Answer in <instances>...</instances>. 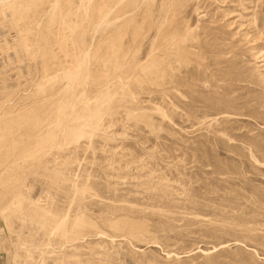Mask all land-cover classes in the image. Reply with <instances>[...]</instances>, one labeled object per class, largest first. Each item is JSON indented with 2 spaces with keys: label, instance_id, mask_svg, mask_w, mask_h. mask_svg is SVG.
Listing matches in <instances>:
<instances>
[{
  "label": "rangeland",
  "instance_id": "rangeland-1",
  "mask_svg": "<svg viewBox=\"0 0 264 264\" xmlns=\"http://www.w3.org/2000/svg\"><path fill=\"white\" fill-rule=\"evenodd\" d=\"M169 2L0 0V264H264V0Z\"/></svg>",
  "mask_w": 264,
  "mask_h": 264
},
{
  "label": "bare ground",
  "instance_id": "bare-ground-1",
  "mask_svg": "<svg viewBox=\"0 0 264 264\" xmlns=\"http://www.w3.org/2000/svg\"><path fill=\"white\" fill-rule=\"evenodd\" d=\"M123 1V0H122ZM157 0H141V1H139V0H131V2L133 3V5L135 6V8H138V7H140V4L141 3H145V4H148L149 6L150 5H153V4H155V2H156ZM170 2H169V0H161V5H162V8H164L163 9V11L161 12V14H162V20L164 19V15H165V12L168 10V4H169ZM132 16V15H131ZM118 20H120V19H118ZM117 21V20H116ZM73 76L74 75H72V78H73Z\"/></svg>",
  "mask_w": 264,
  "mask_h": 264
}]
</instances>
